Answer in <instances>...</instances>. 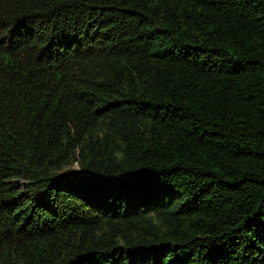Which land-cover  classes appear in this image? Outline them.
I'll list each match as a JSON object with an SVG mask.
<instances>
[{"label": "trees", "instance_id": "trees-1", "mask_svg": "<svg viewBox=\"0 0 264 264\" xmlns=\"http://www.w3.org/2000/svg\"><path fill=\"white\" fill-rule=\"evenodd\" d=\"M0 264H264V0H0Z\"/></svg>", "mask_w": 264, "mask_h": 264}]
</instances>
